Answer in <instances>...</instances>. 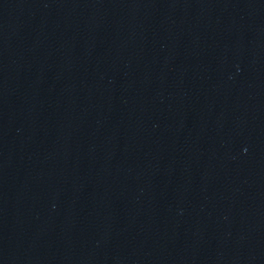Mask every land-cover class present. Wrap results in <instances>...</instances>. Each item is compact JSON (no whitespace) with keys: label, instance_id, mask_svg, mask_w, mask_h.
I'll use <instances>...</instances> for the list:
<instances>
[{"label":"water","instance_id":"1","mask_svg":"<svg viewBox=\"0 0 264 264\" xmlns=\"http://www.w3.org/2000/svg\"><path fill=\"white\" fill-rule=\"evenodd\" d=\"M0 264H264V0H0Z\"/></svg>","mask_w":264,"mask_h":264}]
</instances>
